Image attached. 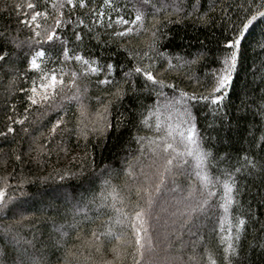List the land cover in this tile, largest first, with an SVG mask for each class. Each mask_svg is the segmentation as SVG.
<instances>
[{
    "label": "snow or ice",
    "instance_id": "snow-or-ice-1",
    "mask_svg": "<svg viewBox=\"0 0 264 264\" xmlns=\"http://www.w3.org/2000/svg\"><path fill=\"white\" fill-rule=\"evenodd\" d=\"M14 7L15 27L0 23V264H51L72 231L78 251L63 264H243L249 230L264 256V60L237 87L248 37L258 31L247 47L264 51V0ZM185 21L215 48L169 51L167 25ZM86 40L115 51L85 55ZM198 112L221 147L199 134ZM125 127L136 154L100 163L97 148ZM225 136L229 148L246 146L233 157Z\"/></svg>",
    "mask_w": 264,
    "mask_h": 264
},
{
    "label": "trees",
    "instance_id": "trees-1",
    "mask_svg": "<svg viewBox=\"0 0 264 264\" xmlns=\"http://www.w3.org/2000/svg\"><path fill=\"white\" fill-rule=\"evenodd\" d=\"M26 0H0V23H3L5 20L10 21V23L15 27V21L18 16L17 9L14 7L16 4L24 5ZM20 18H23L20 16ZM166 31L169 32V39L163 40L162 43L168 48L169 51L174 53H179L181 55H187L190 52L196 51L200 47V41L203 40L204 43L210 47L215 48V39L210 38L211 33L199 26L193 25L191 21H185L181 24H169L167 25ZM213 31H216L213 29ZM29 33L25 30L22 33L21 38L28 35ZM107 39V37H105ZM253 39H259L258 31L256 35L249 36L248 40L245 41L246 49L244 56L245 58L242 61V68L240 71L239 76L237 77V87L238 89H242L245 87L246 83L251 81L252 75L258 72L260 67V61L264 60V51L260 50L259 46L255 47H247L248 41ZM87 49L83 53L85 55L88 54V50L91 51V54L95 56H100L103 52L105 55L102 58H107L109 52L115 51L114 46L109 47H100L97 45L95 40H86ZM133 45H140V41L133 40ZM114 60H123V57L117 56L113 57ZM23 68V65H21ZM49 67H56V65H49ZM203 71V69H201ZM173 75H175L173 73ZM7 80L5 79L3 82H0V124L3 123V109H4V101L5 97L3 95V88L6 86ZM259 84V80L256 81ZM167 91V90H166ZM99 94V91L95 87V85L91 86L89 89V96H96ZM151 101L146 100L145 103H150ZM87 103L90 106L92 111H95L97 105L95 100L89 99ZM125 110L128 106L132 105L131 100H126L124 102ZM75 104L72 103L70 108L75 110ZM22 111V110H21ZM198 117V127H199V134L203 136L206 140L210 143L216 145V147H221V144H217L216 140L214 139L217 136V131L213 130L209 127V121L211 120L210 116L202 112L197 113ZM250 119H253L250 117ZM258 119V118H256ZM115 123V121H113ZM132 132L131 128L125 127L121 132L117 133L115 129H113L107 137L106 140V147L101 150L97 148V155L101 156L102 159L99 161L100 163L104 162H113L115 157L114 167L120 166V157L127 156L129 152H132L133 155L136 154L137 145L135 142L129 141L130 133ZM223 135V133H221ZM259 135V133H257ZM223 144V148L225 151L231 152L232 156L235 157L237 149L244 145V141L235 144L233 147L229 148L227 146V137H224V140L221 142ZM190 160V158H189ZM53 163H55V157H53ZM148 161L145 160V163ZM210 171L215 172V169H210ZM114 183H119V179H115ZM39 186V185H38ZM34 190V189H33ZM98 190V189H97ZM88 195V193H86ZM91 215V213H90ZM87 227V225H84ZM76 233L75 231L70 232V235L66 238V245L59 248V249H51L49 252V259L51 264H63L65 253L67 249H72V251H78L77 248L73 247L74 245L79 244V241L75 239ZM206 239H211L208 236V233H205ZM249 242H251V247H249ZM242 247L243 249H247L246 255L248 257L247 260L243 262V264H264V256L259 253L257 241L253 240V234L251 230H249L248 234L242 237ZM202 251V249H201ZM69 259H72L71 257ZM75 264V261H73ZM239 264V262H238Z\"/></svg>",
    "mask_w": 264,
    "mask_h": 264
}]
</instances>
